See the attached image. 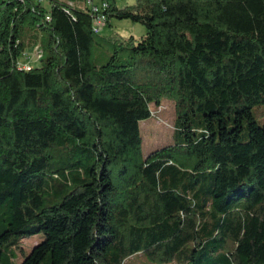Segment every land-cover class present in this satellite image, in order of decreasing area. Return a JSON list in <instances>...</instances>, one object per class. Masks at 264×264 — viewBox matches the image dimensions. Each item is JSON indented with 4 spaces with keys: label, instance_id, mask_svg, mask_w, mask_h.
Listing matches in <instances>:
<instances>
[{
    "label": "trees",
    "instance_id": "16d2710c",
    "mask_svg": "<svg viewBox=\"0 0 264 264\" xmlns=\"http://www.w3.org/2000/svg\"><path fill=\"white\" fill-rule=\"evenodd\" d=\"M107 2L145 33L0 0V264H264V0ZM164 99L176 139L143 153Z\"/></svg>",
    "mask_w": 264,
    "mask_h": 264
},
{
    "label": "rangeland",
    "instance_id": "374dc122",
    "mask_svg": "<svg viewBox=\"0 0 264 264\" xmlns=\"http://www.w3.org/2000/svg\"><path fill=\"white\" fill-rule=\"evenodd\" d=\"M98 1V0H96ZM135 0H117L119 7L131 5ZM44 4L48 7L47 2ZM145 33V27L140 22H133L129 19L112 18L109 25H104L99 31L98 35L105 37H113L119 40H128L131 36L139 38ZM38 35L46 40L48 34L45 31L38 32ZM29 39V38H28ZM34 43L28 45L26 53L20 57V61H29L31 66H39L41 60L37 58V49ZM40 49V48H39ZM41 50V49H40ZM37 58V59H36ZM151 117L142 121V151L148 153L149 151L162 147L166 144L173 143L176 139V124L174 121L173 104L170 100L164 99L160 104H150ZM254 118L262 125H264V104H256L252 107ZM43 235L35 233L24 237V242L27 250L36 241L41 240ZM125 264H143L139 259L128 258Z\"/></svg>",
    "mask_w": 264,
    "mask_h": 264
},
{
    "label": "built area",
    "instance_id": "2783aa9c",
    "mask_svg": "<svg viewBox=\"0 0 264 264\" xmlns=\"http://www.w3.org/2000/svg\"><path fill=\"white\" fill-rule=\"evenodd\" d=\"M44 1V0H39ZM72 4V1H69ZM80 6L86 10L91 16V30L93 33H99L101 28L106 24L107 14L106 10L108 8L107 0H81ZM69 10V9H67ZM49 19V15L46 16ZM37 49V58H39L41 54V50L38 49V46L35 47ZM36 58V59H37ZM18 66L20 68L29 69L30 65L27 63L18 62Z\"/></svg>",
    "mask_w": 264,
    "mask_h": 264
}]
</instances>
